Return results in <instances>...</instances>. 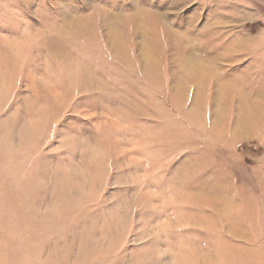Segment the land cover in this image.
<instances>
[{"label": "rangeland", "instance_id": "obj_1", "mask_svg": "<svg viewBox=\"0 0 264 264\" xmlns=\"http://www.w3.org/2000/svg\"><path fill=\"white\" fill-rule=\"evenodd\" d=\"M0 264H264V0H0Z\"/></svg>", "mask_w": 264, "mask_h": 264}, {"label": "bare ground", "instance_id": "obj_2", "mask_svg": "<svg viewBox=\"0 0 264 264\" xmlns=\"http://www.w3.org/2000/svg\"><path fill=\"white\" fill-rule=\"evenodd\" d=\"M144 48V47H143ZM146 55H147V53H146ZM190 67V66H189Z\"/></svg>", "mask_w": 264, "mask_h": 264}]
</instances>
